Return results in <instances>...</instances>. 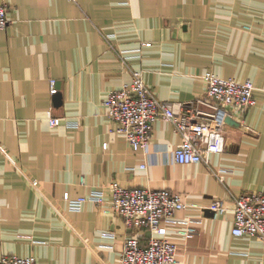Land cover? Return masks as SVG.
<instances>
[{
  "label": "crops",
  "instance_id": "0c3cea01",
  "mask_svg": "<svg viewBox=\"0 0 264 264\" xmlns=\"http://www.w3.org/2000/svg\"><path fill=\"white\" fill-rule=\"evenodd\" d=\"M0 3L9 19L0 30V258L120 264L124 240L145 243L150 233L127 228L109 203L88 200L73 211L63 199L108 194L116 181L182 196L185 206L161 222L177 245L173 264H264L259 241L231 232L233 196L264 190V0ZM133 70L170 103L200 96L206 71L251 80L255 103L244 112L229 107L223 151L177 163L171 152L180 137L168 121L157 119L147 148L134 150L106 114L105 95ZM47 109L78 126L50 127ZM216 199L227 209L213 215ZM191 218L197 231L186 239L178 228Z\"/></svg>",
  "mask_w": 264,
  "mask_h": 264
},
{
  "label": "built area",
  "instance_id": "2783aa9c",
  "mask_svg": "<svg viewBox=\"0 0 264 264\" xmlns=\"http://www.w3.org/2000/svg\"><path fill=\"white\" fill-rule=\"evenodd\" d=\"M7 5L0 3V30L8 25ZM149 45L150 43H142ZM204 89L200 96L182 102L170 103L158 99L145 84L141 71L133 70L130 82L110 89L102 104L115 130L124 135L132 149H146L157 119L168 121L179 135L180 141L172 150V160L177 163L206 161L213 152L225 147L224 131L229 107L244 112L255 103L254 85L249 79L240 81L233 77H221L213 71L202 74ZM57 81L49 80V93L57 92ZM50 127L63 122L67 127L78 126L77 120L53 115L51 109L44 111ZM241 124L242 121L240 122ZM246 130H251L246 124ZM143 167V165H141ZM33 185L37 181H32ZM105 189H93L88 195L63 194L69 210H80L83 203L92 201L97 205L109 203L110 211L120 215L127 228L133 232L147 230L150 237L143 243L136 236L127 237L120 251V264H173L176 262L177 245L164 238L166 228L162 221H171L175 211L185 206L182 196L167 188L152 189L129 187L111 181ZM233 225L236 236L255 238L264 247V190L233 196ZM212 214L223 213L227 205L223 199L211 202ZM196 220L180 221L178 232L186 239L192 238L197 229ZM0 264H37L33 256L5 254Z\"/></svg>",
  "mask_w": 264,
  "mask_h": 264
},
{
  "label": "water",
  "instance_id": "95a60500",
  "mask_svg": "<svg viewBox=\"0 0 264 264\" xmlns=\"http://www.w3.org/2000/svg\"><path fill=\"white\" fill-rule=\"evenodd\" d=\"M227 122H230V117L227 118Z\"/></svg>",
  "mask_w": 264,
  "mask_h": 264
}]
</instances>
